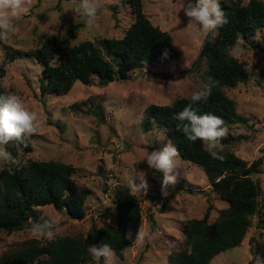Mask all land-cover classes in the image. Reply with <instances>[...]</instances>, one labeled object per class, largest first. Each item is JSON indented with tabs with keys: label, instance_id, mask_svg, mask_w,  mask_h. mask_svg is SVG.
Masks as SVG:
<instances>
[{
	"label": "rangeland",
	"instance_id": "374dc122",
	"mask_svg": "<svg viewBox=\"0 0 264 264\" xmlns=\"http://www.w3.org/2000/svg\"><path fill=\"white\" fill-rule=\"evenodd\" d=\"M142 3L148 20L170 34L178 57L130 72L126 80L105 87H99L96 81L89 85L78 81L66 95L43 93L42 65L26 56L12 62L5 60L8 48L27 53L38 48L44 36L65 39L71 26L82 21L73 0H31L29 10L17 21L19 31L7 41H0V70L5 72L2 86L20 96L26 107L40 117V125L31 135L32 151L26 155L20 152V162L58 161L71 165L76 184L91 191L82 221L70 220L50 206L37 209L40 223L47 219L58 222L59 231L54 239L84 238L93 223L97 228L105 224L114 226L113 189L118 184L129 186L130 178L139 184L140 173L146 174L147 193L132 190L131 193L140 201V230L151 238L139 244L135 241L121 260L113 256L111 264H167L168 256L182 239V222L203 217L206 193L213 203L210 222L226 208L224 202L210 193L199 166L178 157L174 170L177 183L168 187L165 197L161 194L162 174L150 169L144 160L148 152L162 149L168 143L156 129L148 134L140 132L139 121L144 111L151 105L165 106L176 99L190 98L192 92L206 84L207 63L200 58L204 38L190 37L183 30L188 18L183 10L179 11L180 0H142ZM132 22L126 0H103L100 27L88 30L84 24L70 44L85 41L97 44L102 38H122ZM258 40V49L243 45L247 54L239 59L248 70V79L227 91V96L236 103L237 112L247 121L228 128V134L240 137L233 147L237 157L248 165L258 159L262 161L261 173L254 179L262 188L264 211V38ZM170 82L175 83L169 85ZM99 105L102 120L97 114ZM257 223L258 218H252L242 244L215 256L211 264H255L251 248L264 258V224L259 228ZM29 239L49 241L33 237L30 228L11 235L0 233V250Z\"/></svg>",
	"mask_w": 264,
	"mask_h": 264
},
{
	"label": "trees",
	"instance_id": "16d2710c",
	"mask_svg": "<svg viewBox=\"0 0 264 264\" xmlns=\"http://www.w3.org/2000/svg\"><path fill=\"white\" fill-rule=\"evenodd\" d=\"M220 2L229 22L218 29L217 35H209L202 42L200 58L207 63L205 80L212 85V91L207 102L196 107L199 114L214 113L222 117L230 128L247 121L237 112L236 103L227 96V91L244 83L248 70L242 61L230 57L228 51L238 40L252 49L260 47L258 39L264 38V2ZM126 4L133 22L122 38H102L97 44L89 41L70 44L78 30L84 27L80 21L71 26L63 40L56 35L44 36L39 47L27 53L8 48L5 60L12 62L24 56L33 59L43 66L40 90L63 96L78 81L84 85L96 81L99 87H105L126 80L130 72L177 59L178 51L172 37L148 20L143 13L142 0H126ZM165 50L166 58L162 55ZM4 74L1 69L0 95L9 93L2 86ZM189 103L190 98H180L169 105L149 106L139 121L140 132L148 134L156 129L172 141L182 160L202 169L210 193L224 202L226 208L210 222L213 203L206 193L207 208L203 217L182 222V239L168 256L167 264H211L215 256L242 244L252 218H258L259 228L264 224L262 188L254 179L261 173V159L248 165L237 157L233 147L240 137L230 134L222 141L225 145L221 153L223 160L209 156L199 140L188 141L177 128L182 127L181 122L173 117ZM101 110L99 105L100 120ZM7 148L19 160L20 152L26 155L32 151L31 137L24 143L10 142ZM74 172L73 166L58 161L30 160L26 164L20 162L18 167L6 165L0 171V233L11 235L31 228L32 223L40 222L37 209L47 206L70 220L82 221L91 191L76 184ZM112 203L116 209L114 226L105 224L97 228L93 223L84 238L29 239L11 243L0 250V264H93L95 260L88 253V247L105 243L114 250V257L121 260L127 248L136 241L141 227V207L138 197L124 184L113 189ZM129 232L132 236L127 239ZM251 241L254 243L257 239ZM251 250L254 256L258 254L255 249Z\"/></svg>",
	"mask_w": 264,
	"mask_h": 264
},
{
	"label": "clouds",
	"instance_id": "9594fccd",
	"mask_svg": "<svg viewBox=\"0 0 264 264\" xmlns=\"http://www.w3.org/2000/svg\"><path fill=\"white\" fill-rule=\"evenodd\" d=\"M30 3L31 0H0V41H7L19 31L17 21L29 10ZM73 3L86 29L93 30L100 27L103 0H73ZM181 10L188 18L183 30L190 37L215 36L218 34V29L229 22L220 0H195V3L192 0H187L186 3L185 0H180L179 11ZM177 23H180L178 19ZM246 54L247 50L243 47L242 40L230 46L228 51V55L237 60L245 57ZM162 55L166 58L167 51L165 50ZM173 83L175 82H170L169 85ZM211 91L212 85L205 84L192 92L191 103L176 113L173 119L181 122L182 127L177 128L188 141L195 143L199 140L209 156L223 160L224 156L221 153L225 145L222 141L229 131L226 121L214 113L199 114V109L196 107L201 102H207ZM39 125L38 113L28 109L20 96L14 93L0 95V170L6 165L19 166L20 161L12 155L7 145L13 141L24 143L37 131ZM178 157V149L172 141H168L162 149L148 152L144 159L150 169L162 174L161 194L165 197L168 195V187L177 183L174 170L177 169ZM145 175L140 173L139 184L135 182V178L129 179L128 184L133 192L147 193L149 185ZM58 231L59 225L55 219H47L42 223L34 222L30 228L33 237L49 241L55 238ZM131 236L132 233L129 232L126 238ZM146 238L150 239L151 236L144 231H137L136 243H142ZM87 251L97 264L100 261H103V264H111V258L114 256V250L106 243L102 246L92 244ZM253 259L255 264H264V258L260 255H255Z\"/></svg>",
	"mask_w": 264,
	"mask_h": 264
}]
</instances>
